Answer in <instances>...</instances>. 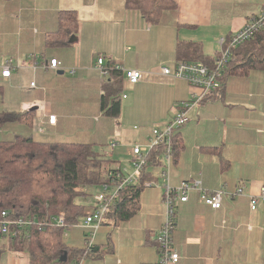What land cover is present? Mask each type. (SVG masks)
Listing matches in <instances>:
<instances>
[{
  "label": "crops",
  "instance_id": "0c3cea01",
  "mask_svg": "<svg viewBox=\"0 0 264 264\" xmlns=\"http://www.w3.org/2000/svg\"><path fill=\"white\" fill-rule=\"evenodd\" d=\"M124 1L0 0V58L12 59L9 76H2L0 67V112L33 113L30 124L1 127L2 139L23 134L44 142L88 143L127 175L133 169L132 147L147 144L153 126L171 121L178 103L191 96L185 80L160 73L179 60L177 44L198 43L213 58L222 37L241 29L264 8V0H172L173 20L151 24ZM64 10L77 15L75 40L67 46H47L45 38L57 30L58 13ZM99 56L106 66L110 62L142 72L135 84L124 78L126 91L117 117L101 112L109 75L96 67ZM52 59L60 62L58 69L48 67ZM51 114L54 123L48 121ZM188 117L177 131L180 149L169 183L198 180L206 190L222 189L224 194L218 209L204 203L197 191L176 202L172 238L180 255L177 264H264V201L254 210L249 204L250 196L264 186V70L230 76ZM119 142L124 147L120 160L108 156ZM156 180L160 183V177ZM103 185L109 192L116 187L111 181L78 188L86 192L79 200L86 208L71 227L78 231L64 233L69 234V246L86 245L85 213L96 207L95 196L104 191ZM98 186L101 190L94 193ZM239 187L243 195L231 196ZM163 215L162 187L144 188L138 211L117 225L102 224L92 242L100 249L98 255L77 264H156ZM103 225L111 229L109 247L96 238ZM1 238L0 264H30L28 252L12 249L11 237Z\"/></svg>",
  "mask_w": 264,
  "mask_h": 264
},
{
  "label": "trees",
  "instance_id": "16d2710c",
  "mask_svg": "<svg viewBox=\"0 0 264 264\" xmlns=\"http://www.w3.org/2000/svg\"><path fill=\"white\" fill-rule=\"evenodd\" d=\"M124 4L126 8L139 11L151 24L172 21L176 9L172 0H125ZM77 31L76 13L60 11L58 28L46 36L45 43L50 47L70 45ZM176 54L179 60L207 66H213L216 58L206 56L195 42H179ZM106 68L109 79L103 89L100 108L103 115L117 117L125 74L110 62ZM252 70H264V27L233 50L220 78L221 88L230 76L246 75ZM32 114V111H2L0 128L9 123L30 124ZM179 149L176 131L172 138L173 161ZM163 152V146L159 145L147 153L141 180L118 190L102 224L117 225L138 211L143 183L155 180V169L163 164ZM117 173L120 177H116ZM124 176L123 171L112 168L88 143L44 142L23 134L0 139V219L1 212L5 211L8 218L35 221L10 238L11 248L28 252L30 264H77L82 259L97 256L100 249L94 243L87 250L85 246H69L64 240L65 231L79 222L86 208V204L78 200L86 196V192L78 188L111 181L118 185ZM60 213H64V225L57 227L52 218ZM106 245H110L109 238ZM64 253L66 259L60 261Z\"/></svg>",
  "mask_w": 264,
  "mask_h": 264
},
{
  "label": "built area",
  "instance_id": "2783aa9c",
  "mask_svg": "<svg viewBox=\"0 0 264 264\" xmlns=\"http://www.w3.org/2000/svg\"><path fill=\"white\" fill-rule=\"evenodd\" d=\"M264 27V8L256 15L248 17L243 27L237 31H233L226 37H222L219 40L220 48L217 51V55L213 66H207L199 62L178 60L171 67L165 66L160 68V73L164 76L172 78H178L185 80L191 86V96L188 100L181 101L176 106L173 118L171 121L164 123L163 125H155L151 129V137L145 145H134L132 147V171L125 175L122 182L116 185L113 192L107 191V185H103V192L98 193L95 196L96 207L90 209L85 213L84 228L87 229L85 245L86 249H90L92 246L93 238L96 231L102 225L105 216L110 210V203L112 199L117 196L118 190L129 184L137 183L143 176V168L146 165L147 153L162 145L163 152V164L155 169L154 175L160 177V183L156 180L145 181L143 187H162V203L164 205V215L161 226L157 233L156 241L158 247L159 257L156 264H177L180 255L173 245L172 231L176 223V202L186 201L190 191H197L200 194V198L204 203L209 205L213 209L221 207V200L224 194L222 189L206 190L201 186L200 181L190 180L182 181L178 186H172L169 183V171L172 160V138L178 129L184 125L189 117V111L208 95L221 88L220 78L224 69L229 61L233 50L241 43L248 40L252 35ZM12 59L0 58V67H2V76H9ZM60 62L57 59H52L49 64V68L58 69ZM96 67L99 69L103 76H108V68L104 64V59L99 56L96 60ZM115 68L121 70L125 74V79L129 84H135L142 79V72L135 69H123L121 65H115ZM70 72H74L71 70ZM109 79V78H108ZM106 80V83L108 81ZM34 86V82L30 84ZM126 97V95H123ZM56 116L51 114L48 116V121L54 123ZM113 144V143H112ZM116 177H120V173L116 174ZM243 188L239 187L235 192L230 193L231 196L243 195ZM264 201V186L260 188L258 195L250 196V208L254 210L258 201ZM54 224L57 226L64 225V215L60 214L53 218ZM33 219L18 218L11 219L7 217L5 211L1 212L0 219V234L3 236H15L26 225L34 224Z\"/></svg>",
  "mask_w": 264,
  "mask_h": 264
},
{
  "label": "rangeland",
  "instance_id": "374dc122",
  "mask_svg": "<svg viewBox=\"0 0 264 264\" xmlns=\"http://www.w3.org/2000/svg\"><path fill=\"white\" fill-rule=\"evenodd\" d=\"M126 91V88H124V90H123V92H125ZM5 134V132H0V139H2L3 137H2V135H4ZM37 138V137H36ZM38 139V138H37ZM116 140V139H115ZM124 149V147L122 146V143H118V144H116L115 145V148H114V150L112 151V154L110 153V155H108V156H110V157H113V156H115V155H117L118 156V158H119V160H120V158H121V156H120V153L119 152H121L122 150ZM121 163L122 164H124V159H121ZM93 189H95V187L93 188ZM109 190H111V188L109 187L108 188ZM101 190V188L98 186V187H96V189L94 190V193L95 192H97V191H100ZM108 191V190H107ZM78 200H82L81 198H78ZM102 228H104V229H101V230H99L98 231V233H97V240H99V241H103L104 243H106V241H107V236H108V232H110L111 231V229L108 227V226H105V225H103L102 226ZM73 229H75V228H69V229H67L66 231H65V233L66 232H71V231H73ZM103 230V231H102ZM74 231H78L77 229H75ZM67 233V234H68ZM67 234L64 236V239H65V241L66 240H68V236H67ZM111 234V233H110ZM69 235V234H68ZM111 237H112V234H111ZM2 239V238H1ZM0 239V241H3V239L1 240Z\"/></svg>",
  "mask_w": 264,
  "mask_h": 264
},
{
  "label": "water",
  "instance_id": "95a60500",
  "mask_svg": "<svg viewBox=\"0 0 264 264\" xmlns=\"http://www.w3.org/2000/svg\"><path fill=\"white\" fill-rule=\"evenodd\" d=\"M71 40L72 41H74L75 40V37L74 36H72L71 37ZM36 109V107H32L30 110H35ZM66 259V253H64L63 255H61V257H60V261H64Z\"/></svg>",
  "mask_w": 264,
  "mask_h": 264
}]
</instances>
